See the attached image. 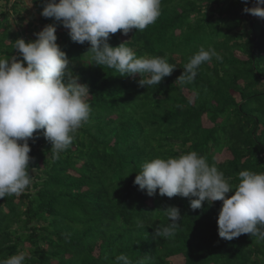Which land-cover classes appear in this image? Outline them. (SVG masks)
Instances as JSON below:
<instances>
[{"label":"trees","instance_id":"obj_1","mask_svg":"<svg viewBox=\"0 0 264 264\" xmlns=\"http://www.w3.org/2000/svg\"><path fill=\"white\" fill-rule=\"evenodd\" d=\"M46 2L0 0V58L19 57L17 39L34 41L56 24L73 75L89 86L92 112L59 159L43 130L29 140L33 183L0 199V261L24 251L25 264H115L121 254L131 264L175 257L182 264H264V241L219 237L222 201L193 211L190 198L158 190L150 197L134 185L145 162L192 151L233 186L240 171L264 173V20L244 12L255 0H162L154 24L126 39L122 30L112 34L111 46L127 43L138 57L176 66L151 87L139 85V74L94 65L90 43L73 42L70 30L40 15ZM201 47L214 48L222 61L213 57L192 82L177 83ZM168 207L179 208L180 226L174 237L158 238L155 229L170 223Z\"/></svg>","mask_w":264,"mask_h":264},{"label":"clouds","instance_id":"obj_2","mask_svg":"<svg viewBox=\"0 0 264 264\" xmlns=\"http://www.w3.org/2000/svg\"><path fill=\"white\" fill-rule=\"evenodd\" d=\"M244 12L264 18V0H255V6L245 7ZM161 14L162 0H47L40 13L70 30L73 42L90 43L87 55L91 54L94 65L115 69L121 76L139 74L141 87L159 85L176 66L163 57H138L127 43L113 47L108 41L121 30L125 36L133 29L145 30ZM56 33V24L46 25L34 34V41L20 38L14 42L19 57L0 58V199L19 196L33 183L29 140L35 133L43 130L52 145V158L59 159L90 119L89 86L73 75L71 61L57 43ZM213 57L223 59L214 48L201 47L184 66L177 83L192 82L198 68ZM134 185L150 197L158 190L162 197L190 198L193 211L201 209L206 201H222L219 237L231 241L250 234L257 242L264 241V173L240 171L239 182L233 186L215 164L210 165L206 157L192 151L145 162ZM229 193L234 194L228 198ZM164 212L170 223L158 226L155 236L174 237L180 226V210L168 207ZM26 255L21 251L0 264H25ZM115 264L131 262L121 254Z\"/></svg>","mask_w":264,"mask_h":264},{"label":"rangeland","instance_id":"obj_3","mask_svg":"<svg viewBox=\"0 0 264 264\" xmlns=\"http://www.w3.org/2000/svg\"><path fill=\"white\" fill-rule=\"evenodd\" d=\"M259 18H260V17H259ZM260 19L264 20V18H260ZM37 23L39 24L38 21H37ZM39 27H40V29H42L41 26H39ZM64 30H67V29H64ZM38 31L40 32V30H38ZM62 31H63V29L59 30L58 33L62 32ZM129 34H130V33H129ZM129 34H128V35H129ZM126 37H127V36H125L124 38L126 39ZM186 95H187V97L193 99V96H190V94L186 93ZM207 126L209 127L210 125L207 124ZM227 155H228V154L225 152V155H224V156H223V155L218 156L217 159H218V160H219V159H220V160H221V159H225V157H227ZM170 263H171V264H182V258H181V257L171 258V259H170Z\"/></svg>","mask_w":264,"mask_h":264}]
</instances>
